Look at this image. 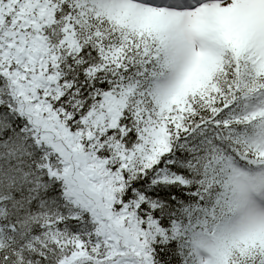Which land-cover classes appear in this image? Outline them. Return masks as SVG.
I'll return each mask as SVG.
<instances>
[{
	"label": "trees",
	"instance_id": "obj_1",
	"mask_svg": "<svg viewBox=\"0 0 264 264\" xmlns=\"http://www.w3.org/2000/svg\"><path fill=\"white\" fill-rule=\"evenodd\" d=\"M88 3L78 7L74 0H0V230L5 234L0 264H105L108 258L109 245L101 229L92 226L89 213L69 195L57 157L48 155L47 143L37 138L9 80L8 74L25 57L33 58L30 41L45 44L43 69L51 80L50 95H39L37 101L51 112H62L71 131L83 129L89 113L110 96L126 103L112 123L94 135L106 149L124 151L138 131L135 125L144 119L147 127H155L161 121L147 113L151 97L149 102L144 99L150 78L158 74L160 45L148 34L128 30L100 14L89 21V16L77 13L84 9L81 12L93 17L96 7ZM32 23L37 24L38 35ZM8 54L15 55L13 60ZM261 83L264 80L254 76L245 60L227 54L212 88L193 100L188 115L187 129L202 130L209 141L201 134L191 138L194 153L187 147L177 149L173 140L157 163L140 166L130 178L123 173V190L114 206L117 212L126 206L138 215L142 242H137L136 250L147 256L144 262L198 264L185 226L188 216L204 220L205 206L221 198L226 170L213 157L222 147L248 168L257 167L264 157L245 146L241 149L240 142L235 143L239 136L235 141L227 135L234 128L252 131L244 130L241 121L231 122L230 111ZM178 134L180 139L183 132ZM165 167L168 177L157 182L156 175ZM197 206L202 210H195ZM238 253L226 261L211 258L206 264H255L257 259Z\"/></svg>",
	"mask_w": 264,
	"mask_h": 264
},
{
	"label": "rangeland",
	"instance_id": "obj_2",
	"mask_svg": "<svg viewBox=\"0 0 264 264\" xmlns=\"http://www.w3.org/2000/svg\"><path fill=\"white\" fill-rule=\"evenodd\" d=\"M74 2L78 7L89 5L88 2L95 5L91 18L90 13L81 12L84 9L77 12L89 16V21L100 14L128 30L148 34L161 46L164 72L159 69L160 76L150 82L152 87L144 96L146 101L152 97V107L146 110L154 118H161L160 123L147 127L144 119L138 121L141 127L138 144L126 151L106 149L94 135L107 123L111 124L126 103L110 96L89 113L83 129L71 131L62 112H51L47 104L37 101L39 95L47 96L52 91L49 75L43 69L47 64V48L38 39L30 41L33 58L25 57L8 77L16 86L21 109L33 121L37 138L47 143L48 155L57 157L69 195L89 213L92 226L101 229L105 245H109L108 258L103 259L105 264H149L144 262L147 256L136 250L137 242L141 241L138 215L129 213L126 206L120 210L118 207L117 212L114 206L123 190V173L133 177L139 166L154 161L167 149V131L171 133L181 122L190 99L202 97L212 88L213 76L222 67L225 54H240V49L248 54L254 48L260 53L257 57H261L256 67H263L264 0ZM32 29L38 35L37 24L32 23ZM14 56L8 54L11 60ZM241 110L264 126V92L256 100L241 101L232 112L239 114ZM254 147L264 148V128ZM226 157L227 160L218 157L226 162L228 169L221 198L211 207L205 206L208 217L204 221L188 217L189 248L198 264H206L211 258L226 261L238 252L245 259H257L255 264H264V165L248 170L233 157ZM194 209L202 210L198 206ZM4 235L0 230V242Z\"/></svg>",
	"mask_w": 264,
	"mask_h": 264
}]
</instances>
